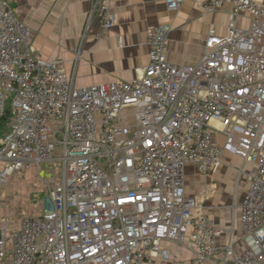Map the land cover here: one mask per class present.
Wrapping results in <instances>:
<instances>
[{
  "label": "built area",
  "instance_id": "2783aa9c",
  "mask_svg": "<svg viewBox=\"0 0 264 264\" xmlns=\"http://www.w3.org/2000/svg\"><path fill=\"white\" fill-rule=\"evenodd\" d=\"M187 0H166L177 11ZM231 6L225 36L210 33L197 65L169 62L171 25L148 32L149 64L132 82L80 88L57 60L41 58L32 29L0 0V187L35 171L43 210L20 228L0 222V264H153L170 259L166 244L192 253L177 264H264V5ZM247 15L249 26L238 27ZM99 38L115 24L109 0H93ZM2 128L0 126V135ZM223 139V140H222ZM256 172L241 205L245 250L220 248V230L186 193V167L203 175L224 154ZM242 173V171H240Z\"/></svg>",
  "mask_w": 264,
  "mask_h": 264
},
{
  "label": "crops",
  "instance_id": "0c3cea01",
  "mask_svg": "<svg viewBox=\"0 0 264 264\" xmlns=\"http://www.w3.org/2000/svg\"><path fill=\"white\" fill-rule=\"evenodd\" d=\"M206 1L187 0L179 10L169 11L166 0H109L115 24L105 38H99L98 17L84 36L93 0H10V3L17 18L31 27V44L36 53L45 60L59 61L66 73L76 74V85L83 88L117 80L132 82L141 77L149 64L148 32L161 25L172 27L167 44L169 62L197 65L209 34L225 36L232 14L231 6L204 10L199 4ZM255 1L264 5V0ZM248 26L247 15L238 19V27ZM255 172L252 164L228 153L223 155L222 166L209 175L201 174L194 165L186 167L187 196L200 202L204 213L220 230L218 246L232 245L237 254L245 250L241 205ZM39 182L37 173L32 171L15 175L8 187H0V222H8L10 230L20 228L24 217L43 210L41 204L35 211L32 209L39 200ZM26 209H29L26 215L15 219ZM166 247L171 255L169 261L163 262L156 256L153 264H177L193 258L185 248L172 243ZM225 257V251L219 250L213 261L221 264Z\"/></svg>",
  "mask_w": 264,
  "mask_h": 264
},
{
  "label": "trees",
  "instance_id": "16d2710c",
  "mask_svg": "<svg viewBox=\"0 0 264 264\" xmlns=\"http://www.w3.org/2000/svg\"><path fill=\"white\" fill-rule=\"evenodd\" d=\"M10 116H11V111H10V108L7 107L5 116L2 119V121L0 122V126L2 128V133L0 135V139L3 138L8 133V129H7L6 124H7V121L9 120Z\"/></svg>",
  "mask_w": 264,
  "mask_h": 264
},
{
  "label": "rangeland",
  "instance_id": "374dc122",
  "mask_svg": "<svg viewBox=\"0 0 264 264\" xmlns=\"http://www.w3.org/2000/svg\"><path fill=\"white\" fill-rule=\"evenodd\" d=\"M7 107L9 108L10 107V104L8 103V105H7ZM6 136V135H5ZM4 136V137H5ZM29 184V183H28ZM39 185V184H38ZM45 198H46V195H43V197L42 198H39V200H37V202L35 201V206H33L32 207V209L35 211L36 210V208L38 207V206H40V204L41 205H44V202H45ZM32 210V211H33ZM28 211H29V209H26L25 211H20L17 215H16V218L15 219H17V218H19V216H24V215H26L27 213H28Z\"/></svg>",
  "mask_w": 264,
  "mask_h": 264
}]
</instances>
